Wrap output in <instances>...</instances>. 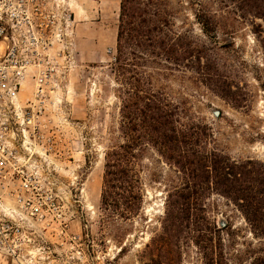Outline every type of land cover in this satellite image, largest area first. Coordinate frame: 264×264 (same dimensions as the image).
<instances>
[{
    "label": "rangeland",
    "instance_id": "1",
    "mask_svg": "<svg viewBox=\"0 0 264 264\" xmlns=\"http://www.w3.org/2000/svg\"><path fill=\"white\" fill-rule=\"evenodd\" d=\"M182 1L169 0L174 31L206 44L207 77L165 62H148L142 70L153 89L178 106L184 123L212 129L209 150L264 163V0H200L213 13L210 36L195 18L199 0ZM66 2L71 32L66 47H56L52 55L59 66L46 108L52 123L44 135L54 145L47 152L37 147L34 159L42 180L66 208L68 234L62 241L42 227L24 228L19 264H252L264 254V241L219 195L205 203L209 217L224 228L214 254L192 242L168 255L148 250L160 230L167 192L179 182L153 153L143 158L145 195L139 215L125 222L103 210L105 157L122 142L115 65L121 0ZM32 93L33 86L26 85L21 99L31 100ZM0 264L10 263L0 256Z\"/></svg>",
    "mask_w": 264,
    "mask_h": 264
},
{
    "label": "trees",
    "instance_id": "2",
    "mask_svg": "<svg viewBox=\"0 0 264 264\" xmlns=\"http://www.w3.org/2000/svg\"><path fill=\"white\" fill-rule=\"evenodd\" d=\"M194 10L203 33L212 35L210 5L199 0ZM173 17L169 0H121L115 65L122 142L105 157L101 206L114 220L128 222L139 215L145 195L143 158L153 153L179 182L167 192L160 230L147 246L150 252L162 249L168 255L192 242L214 254L224 228L206 211L213 195L233 204L254 237L264 241V163L209 150L212 129L184 123L178 106L155 91L142 70L148 62H165L207 77L203 66L210 50L188 33H176ZM252 264H264V254Z\"/></svg>",
    "mask_w": 264,
    "mask_h": 264
},
{
    "label": "built area",
    "instance_id": "3",
    "mask_svg": "<svg viewBox=\"0 0 264 264\" xmlns=\"http://www.w3.org/2000/svg\"><path fill=\"white\" fill-rule=\"evenodd\" d=\"M66 1L0 0V256L10 264L23 257L24 228L42 227L62 241L68 234L66 208L34 159L37 147L47 152L54 145L44 132L51 129L46 108L59 66L52 55L71 32ZM28 84L32 99L24 102Z\"/></svg>",
    "mask_w": 264,
    "mask_h": 264
},
{
    "label": "water",
    "instance_id": "4",
    "mask_svg": "<svg viewBox=\"0 0 264 264\" xmlns=\"http://www.w3.org/2000/svg\"><path fill=\"white\" fill-rule=\"evenodd\" d=\"M215 115H216V116H219V115H220V113H219V112H216V113H215Z\"/></svg>",
    "mask_w": 264,
    "mask_h": 264
}]
</instances>
